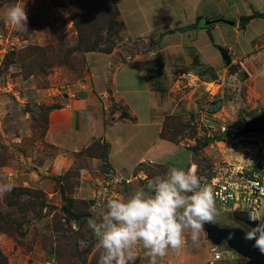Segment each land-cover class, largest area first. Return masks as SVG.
<instances>
[{"label":"rangeland","instance_id":"374dc122","mask_svg":"<svg viewBox=\"0 0 264 264\" xmlns=\"http://www.w3.org/2000/svg\"><path fill=\"white\" fill-rule=\"evenodd\" d=\"M91 1L0 0V183L13 186L10 192L0 195V227L10 224L13 228L7 233L0 231V264H98L97 241L87 221L98 217L92 210L94 190L113 172L104 164L106 159L102 158L104 149L108 154V145L91 139L86 141L88 144L92 141L87 148L73 153L65 148L68 144L60 150L46 141L51 112L67 110L68 105L64 103L76 95L77 86L89 80L86 53L77 50L79 32L70 11ZM118 1L128 26L136 32L130 36L137 40L140 26L136 24L135 6L129 0ZM168 1L162 6L169 7L166 14L172 12L171 18L158 16V19H149L152 23L151 30L146 32L149 39L158 40L163 31L181 27L188 16H184L182 22L177 18L178 14L192 11L193 6L187 0ZM238 2L236 8L225 3L222 10L231 13L237 9L242 15L243 11L246 15L250 10L264 13L262 1ZM15 4L25 6L28 16L25 30L17 31L4 19V11ZM250 5L253 8L250 9ZM88 11L94 13L92 8ZM163 13L161 11L160 15ZM199 21L198 18L196 26ZM106 22L104 17L94 18L89 23L88 32L92 34L91 42L103 37L102 48L107 47L109 42H115L111 53L114 55L112 68L149 51L150 42H130L124 39V30L119 39H108L104 28ZM84 34L89 37L87 32ZM227 35L223 42L219 35H214L220 43L215 51L219 57V61L215 62L217 67L226 68L220 51L227 50L221 45L225 43L235 47L234 54H229L232 64L224 77L204 87H189L183 78L180 80V90L174 98L183 99L177 113L166 120L164 134L181 148L157 140V127H153L155 130L138 131L134 125L119 124L107 130L105 138L113 145L112 160L121 172L115 177L133 176L140 171L146 175V179H133L124 188L118 185L116 188L122 198L130 197L137 189L147 191L148 180L165 175L169 169L153 166L134 172L130 161L144 158L185 171L194 167L200 179H208L214 170L230 172L238 167L250 166L254 155L264 151L261 134L243 132L249 120L264 114V19H256L246 32ZM189 49L186 48L188 57L192 55ZM157 52L159 55L151 59V65L156 63L161 66L148 69L155 70L153 83L160 89L164 88L165 94L161 96L159 92L152 104L145 94H120L138 118L146 116L142 108L148 102L151 108L153 106L154 117L171 109L167 73L180 77L188 72L196 73L198 69L197 66L184 64L175 50ZM237 57L240 62L235 64L233 59ZM87 59L96 77L97 91H103V74L107 70L108 58L99 53L90 54ZM202 69L208 71V68ZM123 77H126L124 73ZM138 89L141 88L135 90ZM102 103L108 113L106 118H111L115 111H121V104L115 103L113 97L103 98ZM121 119L125 117L121 116ZM66 124L71 125L69 120ZM75 128L72 123V129ZM126 137H130L131 141L124 143ZM120 147L123 148L121 153L118 151ZM61 152L68 161L61 159L54 163ZM189 157L191 162L186 163ZM94 158L96 160L91 162ZM69 199L73 201L71 210L80 216V223L64 211ZM210 224L219 228H238L245 234L251 230L245 222L224 212L219 213L216 221ZM190 236V230H185V242L181 248H169L164 257L158 258V264H212L213 248L221 254V259L214 264L257 261L255 256H240L226 242L214 245L204 230L200 232L198 244H193ZM135 251L136 259L132 264H149L142 247L135 246Z\"/></svg>","mask_w":264,"mask_h":264},{"label":"crops","instance_id":"0c3cea01","mask_svg":"<svg viewBox=\"0 0 264 264\" xmlns=\"http://www.w3.org/2000/svg\"><path fill=\"white\" fill-rule=\"evenodd\" d=\"M129 1L135 6L134 16L138 19L136 20V24L140 26V31L138 32L139 35L137 40L131 38L130 34H134L136 32H134V29L128 26L122 7L119 1L115 0L120 12V19L125 25L123 32L124 39L130 42H150L151 47L149 48V51L144 55H136L131 61L123 62L116 66V68H112L114 55L105 54V56L108 58V66L106 73L103 74L104 90L99 92L97 91L98 87L95 81L96 77L93 74V69L90 62L87 59L90 54L99 53H86L85 57L87 61V68L90 73L89 80L77 86L76 95H73L72 98L67 101L68 103H64L65 106L68 105L67 110L61 109L51 112L50 123L48 124V130L46 132V141L48 143L59 147L60 150L64 148V144H68V147L66 146L65 148H68V151L73 153H78L81 149L87 148L92 141L89 144L86 143V141L91 139L105 142L106 145H108V155L106 161H104V164L110 167L112 171H116L120 174L121 172L118 171L112 160L113 145L110 144L105 138L107 130L110 131L114 125H134L138 131L141 129L155 130L153 127H157V140L168 143L170 142L173 145H177L181 148L179 144L162 138L160 134L162 133L166 120L177 113L179 104L183 99L180 98L179 100H176L174 98V96L176 97V95H178V91L180 90L179 83L181 82L180 80H182L183 75L180 77H175L172 74H166L169 78L168 83L170 84L167 93L171 97L170 104L172 107L169 111H167V113L164 112L161 116L154 117L153 106L151 108L148 102L146 106L142 108L144 113H146V116L143 118H138L136 117L134 111L129 107L126 100L120 96V94L123 92H129L131 94L135 93L137 95L145 94V96L150 99V104H152L154 99L158 97L159 92H161V96L165 94H163L164 88L160 89L155 83H153L155 70L153 72L151 69H148L151 66L155 68L156 66H161L160 64L156 63L151 65V59L159 55L157 50H159V53L168 52L171 49L175 50L178 58L180 56V59L182 62H184V64H187L189 67L197 66L198 69L195 70L196 73L188 72L199 80L197 86L199 85V87H204L205 85H211L219 78L224 77L227 74V67L221 69L220 66L217 67L215 64V62L219 61V57L215 54V51H217L216 47L220 46V43L216 40L214 35H219L220 41L223 42L227 34H239L241 31L246 32L250 25L256 20H251L244 29H241L240 18L243 16H252L254 13H256V11H247L246 15L245 11H243L244 15H242V12L237 9H235L233 12L231 11V13L224 12L222 10L225 3H230L236 8L239 4L238 0H187L188 4H192L193 6L192 11L189 12H192V15H188L189 13L185 10L183 11L184 15L181 13L180 16L179 14L177 16V18L179 20L181 19V21L184 16H188L184 21L185 24L179 28L169 29L167 32L163 31L161 35H159L158 40L149 39L146 35V32L147 29L151 28L150 26L152 23L150 24L148 20H152V18L158 19V16L159 18L163 19L171 18L172 12L166 14V11L169 12V7L165 8L162 6V4H166L169 1ZM177 1L179 0H175L174 3ZM256 1H262L264 3V0ZM202 3H204V5H202ZM249 8H253V5H250ZM204 9H206V11H203ZM161 11H164V13L160 15ZM198 18L201 20L209 18H226L235 21L236 25L228 26L224 24H214L204 29L202 27H198V25L196 26V24H198ZM221 46L227 50L228 54H234L235 47L233 45H227L223 43ZM186 48H190L189 50L192 53V55L189 57L186 53ZM233 62L235 64L239 63V57L233 59ZM202 68H208V71ZM123 73L126 75L125 78L123 77ZM124 79L125 82H123ZM136 88L141 89L135 90ZM108 96L110 98L113 97L115 103L121 104V111H115L111 118H106L108 113L105 111L102 103V99ZM59 113L65 114L60 115ZM123 113L129 115L130 117L121 119ZM67 120L70 121L71 125L67 126ZM72 123H74V127L76 126L75 129H72ZM83 135L85 138H83ZM129 141H131V138L126 137L124 143H128ZM121 149L123 150L122 147L118 149L120 153L122 151ZM63 155V152H61L60 155L54 160V163L60 161L61 159H67ZM91 160V162H94L96 159L94 158ZM190 160L191 159L189 157L186 163H190ZM130 164L134 172H138V169L142 167L164 166L166 168H171L167 163H158L154 160L147 161L144 158L138 160L137 162L130 161ZM130 177L131 176H125V178Z\"/></svg>","mask_w":264,"mask_h":264},{"label":"clouds","instance_id":"9594fccd","mask_svg":"<svg viewBox=\"0 0 264 264\" xmlns=\"http://www.w3.org/2000/svg\"><path fill=\"white\" fill-rule=\"evenodd\" d=\"M3 16L17 31L27 29L25 6L8 7ZM12 187L0 183V195ZM218 214L212 187L201 183L194 167H171L148 180L147 191L141 188L130 197L108 199L103 213L88 219L87 225L97 241L98 264H132L137 245L145 250L149 264H158L169 248H181L185 230L198 244L204 224L214 223ZM250 219L254 227L244 239L253 240V247L264 254V216L251 214Z\"/></svg>","mask_w":264,"mask_h":264},{"label":"built area","instance_id":"2783aa9c","mask_svg":"<svg viewBox=\"0 0 264 264\" xmlns=\"http://www.w3.org/2000/svg\"><path fill=\"white\" fill-rule=\"evenodd\" d=\"M183 79L189 87L196 86L198 79L190 73L183 75ZM225 127L223 128V131ZM250 166L238 167L233 171L214 170L213 175L204 179L201 178L202 184L212 187L215 204L218 213H229L231 215H245L248 220L251 214L264 216V151L254 155L250 161ZM133 175L130 178L120 176L116 178L117 172H111L107 178L103 180L94 190L92 195V210L94 215L103 213L106 201L108 199L120 197L117 190L118 185L129 186L133 179H146V175L142 172ZM221 259L220 252L216 248L212 249V264Z\"/></svg>","mask_w":264,"mask_h":264},{"label":"trees","instance_id":"16d2710c","mask_svg":"<svg viewBox=\"0 0 264 264\" xmlns=\"http://www.w3.org/2000/svg\"><path fill=\"white\" fill-rule=\"evenodd\" d=\"M92 8L94 13L89 12L88 10ZM72 15V20L74 22V25L79 32V38H80V44L79 48L77 50H81L84 53H103V54H111L115 48V42H109L107 47L102 48L101 43L103 37H99L97 41L91 42V36L88 31L90 29L89 23L93 21L96 17H104L106 19V23L104 28L106 29V35L108 36V39H119L120 34L123 32L125 25L122 20H120V12L118 9V6L115 3V0H92L90 3L86 2L77 8L75 10L70 11ZM95 14V15H92ZM253 19H264V13H254L252 16H243L240 18V27L241 29H244L247 24L253 20ZM87 32L89 34V37L86 38V35L84 34ZM87 43H91L90 45ZM85 45V47H82ZM122 116L126 118H129L130 116L123 113ZM165 125L162 130V133L160 134L162 138L167 139L169 141H172L168 139L165 134ZM173 142V141H172ZM107 150L104 149V152L102 154V158H107ZM73 201L71 199L68 200V205L64 208L65 213L74 221L79 222V218L72 210ZM86 216V215H85ZM80 223V222H79ZM5 229V230H4ZM12 225L7 224L6 227L2 228L0 227V231L4 232H10L12 231ZM4 264V263H3Z\"/></svg>","mask_w":264,"mask_h":264},{"label":"water","instance_id":"95a60500","mask_svg":"<svg viewBox=\"0 0 264 264\" xmlns=\"http://www.w3.org/2000/svg\"><path fill=\"white\" fill-rule=\"evenodd\" d=\"M200 25L198 27L208 28L214 24H224L228 26H235V21L225 20V19H203L199 21ZM221 57L223 59L225 67H230L231 57L227 51L221 50L220 51ZM219 105H221L219 103ZM246 134H261L264 137V114L255 117L249 120L246 123V127L243 130ZM236 216V214H234ZM238 220L245 222V224L249 227H254L253 221L247 219L245 215H241ZM203 230L207 233L208 238L212 241V243L216 246L220 245L222 242H226L229 248L235 251L242 257H250L255 256L257 261L250 262L246 264H264V254H261L258 249L253 247L254 241L253 240H245V232L238 228H219L216 225L206 223L203 226Z\"/></svg>","mask_w":264,"mask_h":264},{"label":"flooded vegetation","instance_id":"af4514ba","mask_svg":"<svg viewBox=\"0 0 264 264\" xmlns=\"http://www.w3.org/2000/svg\"><path fill=\"white\" fill-rule=\"evenodd\" d=\"M240 216H241V215H239V214H238V215H236V217H237V218H240Z\"/></svg>","mask_w":264,"mask_h":264}]
</instances>
